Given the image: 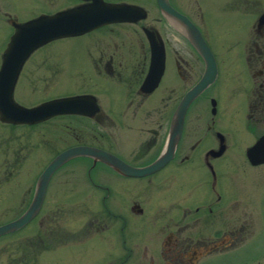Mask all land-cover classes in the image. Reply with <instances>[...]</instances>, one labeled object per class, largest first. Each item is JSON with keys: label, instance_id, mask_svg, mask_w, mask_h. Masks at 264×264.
<instances>
[{"label": "flooded vegetation", "instance_id": "flooded-vegetation-1", "mask_svg": "<svg viewBox=\"0 0 264 264\" xmlns=\"http://www.w3.org/2000/svg\"><path fill=\"white\" fill-rule=\"evenodd\" d=\"M167 1L0 0V224L88 147L0 264H264V0ZM71 75L100 90L53 91Z\"/></svg>", "mask_w": 264, "mask_h": 264}, {"label": "water", "instance_id": "water-1", "mask_svg": "<svg viewBox=\"0 0 264 264\" xmlns=\"http://www.w3.org/2000/svg\"><path fill=\"white\" fill-rule=\"evenodd\" d=\"M158 2L160 3V5L162 7H165L168 11H173V12L175 11L169 6V3L167 0H158ZM33 23H35V24H30V27H29L30 30H33L30 34H45V35H49V36L51 35V32H49L47 30L43 31V32L37 31L36 28L39 26V24L37 23V21H34ZM183 24H184V27L186 29L187 36L197 46L199 51L202 53L204 59L206 60L207 71H208L207 74H208L209 71L211 70V68H213V61H214L213 56L211 54V51H210L207 43L205 42V40L201 37L200 31L198 30V28L196 26L190 25V23L187 21H183ZM206 79H208V78H206ZM204 83H205V79L201 80L196 86H194L191 90H189L185 94L184 99H183L182 109H184V107L186 106L188 101L200 91V89L203 87ZM43 108H44L43 106H36V107H32L30 109H32L33 113L35 114L37 112V110H40ZM86 150H88V147L75 146V147H71V148L61 152L60 154H58L46 166V168L40 174L39 179H38V190L39 191H37L34 199L29 204L28 208L19 217L15 218L11 221H8L6 223L0 224V234L4 233V232H6L12 228L18 227L19 225L24 223L39 208V206L41 204V199H42L41 194L43 192L44 185L46 184L50 174L57 167L58 164H60L62 161H64L68 157H70L76 153L86 151Z\"/></svg>", "mask_w": 264, "mask_h": 264}, {"label": "rangeland", "instance_id": "rangeland-1", "mask_svg": "<svg viewBox=\"0 0 264 264\" xmlns=\"http://www.w3.org/2000/svg\"><path fill=\"white\" fill-rule=\"evenodd\" d=\"M262 2L264 3V1H262ZM64 78L67 81L63 80V81L56 83L53 87L54 92L77 90V89L85 87V85H89L90 87H92L94 89L100 90V86L93 83L94 81L81 82L79 80V78L77 79L76 75L75 76L71 75V76H67ZM91 83H93V84H91ZM234 83H235V79L231 80V78H230L227 80L226 84L221 87V98H222L224 103L228 102L231 99L229 96V92H233ZM238 96H239V91H236L234 97L238 98ZM227 121H228L227 116L224 115V122H227ZM226 127L233 128L234 124L232 122H230Z\"/></svg>", "mask_w": 264, "mask_h": 264}]
</instances>
